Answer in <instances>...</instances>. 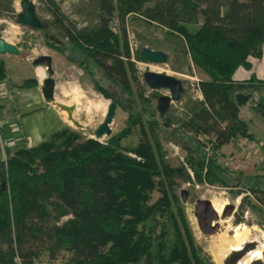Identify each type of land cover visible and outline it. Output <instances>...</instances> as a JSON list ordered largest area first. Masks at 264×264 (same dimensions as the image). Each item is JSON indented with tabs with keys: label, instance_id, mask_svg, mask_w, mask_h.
<instances>
[{
	"label": "trees",
	"instance_id": "obj_1",
	"mask_svg": "<svg viewBox=\"0 0 264 264\" xmlns=\"http://www.w3.org/2000/svg\"><path fill=\"white\" fill-rule=\"evenodd\" d=\"M11 1L0 0V9L11 12ZM92 2L96 22L75 28L48 0L57 38L49 27L35 30L46 47L65 55L92 78L97 92L127 112L125 126L105 141L65 127L36 145L6 153L0 161V264H36L42 255L55 259L64 253V264H215L196 242L176 188L178 179L228 186L233 171L217 161L216 153L238 137L253 138L239 117L235 95L253 96L264 80L254 72L241 81L233 74L239 67L251 70L249 58L262 56L264 0ZM115 17L118 33L110 26ZM129 23L162 30L175 58L188 54L206 75L198 82L202 99L182 100V116L172 121L167 135L185 150L178 167L169 162L159 121L150 112L149 118L143 116L160 94L145 93L146 84L129 60ZM135 32V57L143 61L140 48H158L162 41ZM97 73L126 98L116 99L94 79ZM5 78L0 59V83ZM37 85L36 78H26L20 87ZM152 109L158 110L157 103ZM172 110L170 105L165 113L171 117ZM135 128L138 142L122 147ZM201 136L208 137V150ZM250 190L264 205V188ZM154 191L158 196L152 201Z\"/></svg>",
	"mask_w": 264,
	"mask_h": 264
},
{
	"label": "rangeland",
	"instance_id": "obj_2",
	"mask_svg": "<svg viewBox=\"0 0 264 264\" xmlns=\"http://www.w3.org/2000/svg\"><path fill=\"white\" fill-rule=\"evenodd\" d=\"M32 1L36 6L37 16L47 24V27L53 30L52 32L55 38H57V32L53 29L51 23L52 16L49 13L48 0ZM54 1L66 15L68 23H71L75 28L94 24L96 22L95 15L97 10L92 0ZM9 5L12 10L11 12L0 9L2 10L0 12V23L3 24V26L0 27V34L6 41L15 44L19 52L17 54H0V59L5 62L7 76L0 83V161L5 159L7 152L21 146L36 145L48 139L51 133L65 127L80 132L82 137H94L93 131L102 121L107 110V105L111 100L104 98L97 92L93 88L92 78L76 64L67 60L65 55L46 47L43 43L44 39L38 30L34 29L31 33L29 27L17 23L16 15L21 10L20 0H12ZM191 27L196 28L195 25ZM135 31L145 34L153 41H162L159 45L169 56L166 64L155 63L151 68L144 67L143 65L141 67L145 68V70L159 71L179 78L183 82V86L186 90L179 101L172 103L173 110L170 115L171 117L166 113H161L156 109H152L155 103H157V99H152L151 108L147 106V110L143 113L145 118H149L148 112H150L159 121L161 142L163 147L167 150L169 162L173 167H178L183 164L185 150L177 143L169 140L167 135L170 130L174 129L172 121L174 122L177 118L182 116V100L187 96L197 98L198 94L201 95L200 91H197L198 88L196 85L200 79L206 78V75L195 65L188 54L186 56L179 55L178 59L175 58L174 52L170 49V45L163 40L162 30L146 29L129 23L128 40L137 47ZM23 39L26 41L24 42L26 46H23ZM60 39H62L61 42L64 44L65 39L62 37ZM64 51L67 56L73 55V53L67 49ZM42 54H50L52 57L51 67L53 70L52 77L55 82V88L54 99L51 102H47L44 99L40 82L34 87H20L21 82L25 78L36 77L37 81H42L37 74V67L34 68L32 66V60ZM254 63L258 65L260 59H256ZM174 66L182 67L184 70L175 71ZM94 79L101 82L109 92L113 93L116 99L126 98L124 94L123 97L121 96L122 93L117 86L104 80L98 73L95 74ZM140 79L143 81L141 77ZM138 88L139 86L134 83L133 89L138 90ZM5 89L10 90V93L13 94L12 100L6 98L7 95H2ZM158 91L160 95L170 93V90L167 88H161L158 89ZM145 93L148 94L146 91ZM200 97L202 98V95ZM259 100H262V106L260 107L256 106ZM22 101L26 105L24 108L19 106ZM59 103L75 106V109L71 113V118L66 110L59 107ZM238 107L239 113L243 111L247 117L250 116L251 118L252 124L250 129L253 132L251 136L264 143V121L261 114V109L264 110V85L258 91L254 92L253 96L251 95L245 104ZM35 108H37V110H34ZM50 108L60 120L52 116ZM166 117H169L170 122H164ZM126 118L127 112L122 107L118 106L112 123L110 124V136L117 133L125 126ZM75 122H79L82 126L76 125ZM110 136H104L99 140L105 141ZM201 139L207 142L208 137L201 136ZM138 140V128H135L132 130L131 134L121 141V146L124 148L133 146ZM229 144L228 146L225 144L226 147L224 150H221V148L220 151L216 153L220 160L217 161L233 171L228 175V186H222L218 183L196 184L178 179L179 185L176 188V192L180 196L181 189H186L188 191L187 200L183 203L189 225L196 242L211 255L214 262V241L220 236H223L225 239H230L238 227L247 226L250 230L247 239L244 244H242L245 245L246 243H250L251 249L246 252L245 250L243 251L241 260L249 256L251 257L249 258L250 264H252L253 261L264 264L263 256L262 259L255 260L257 257L250 255L252 250L264 245V205L256 202L255 196L250 190L252 186L255 188H264V148L257 153L252 151V155L249 156L250 159L246 160L244 155L248 153L241 152L235 142L231 141ZM173 146L177 148V152L174 150ZM231 158L232 161L230 160ZM157 196L158 192L154 191L152 193V201L155 200ZM243 198H245V202ZM196 199H209L214 203L213 206H223L219 211V229L212 235H204L197 227L196 218L194 217V202ZM228 207H232L231 210L228 213H224L223 211H226ZM241 209L243 213L239 216ZM237 219H239V222H237ZM230 249L232 248H229V250L224 248V250L230 251L228 256L233 254H230L232 252ZM66 257V253L59 255L55 259H50L47 255H42L37 260L36 264H64ZM226 260H228V258ZM216 263L218 262H215V264Z\"/></svg>",
	"mask_w": 264,
	"mask_h": 264
},
{
	"label": "water",
	"instance_id": "obj_3",
	"mask_svg": "<svg viewBox=\"0 0 264 264\" xmlns=\"http://www.w3.org/2000/svg\"><path fill=\"white\" fill-rule=\"evenodd\" d=\"M51 3L57 5L54 0H49ZM58 6V5H57ZM21 10L16 15L17 23L33 28V29H44L47 27V24L44 23L36 13V6L32 0H20ZM3 24L0 23V27ZM19 52L18 47L6 41L0 34V54H17ZM139 58L144 61H148L151 63H159L166 64L167 63V53L159 50L152 49L148 46H143L139 50ZM52 57L49 54H42L35 57L32 60V66L44 67L46 70V77L42 79L40 82L41 91L44 99L47 102H51L54 99V88L55 82L52 77L53 70L51 67ZM143 81L147 85L148 88L152 90H158L161 88H167L170 90L171 94L169 95H160L157 98V107L161 113H165L170 105L179 101L184 94V88L182 86V81L170 74L159 72V71H151L145 70L143 72ZM250 94L244 93H236L235 100L237 106H241L245 104L249 98ZM59 107L63 110H66L71 118V113L75 109L74 105H65L63 103L58 104ZM117 109V104L115 101H110L107 105L106 113L102 119V121L98 124V126L94 129L93 134L95 139H100L104 136H110L111 127L110 124L115 116V112ZM165 120L170 122L169 117H166ZM76 125L82 126L79 122H75ZM100 141V140H99ZM188 191L186 189H181L180 191V199L182 202L187 200ZM232 207H228L224 213H228ZM194 217L196 218L197 227L201 233L204 235H212L219 229V213L213 206V203L209 199H196L194 202ZM250 248V243L242 244L240 249L232 251V253L237 254L236 262H227L228 264H240L241 257L243 255V251H248ZM230 256V255H229ZM228 256V257H229ZM262 256L264 258V247L262 249ZM260 260V259H257ZM258 262V261H256ZM253 264V263H252Z\"/></svg>",
	"mask_w": 264,
	"mask_h": 264
},
{
	"label": "built area",
	"instance_id": "obj_4",
	"mask_svg": "<svg viewBox=\"0 0 264 264\" xmlns=\"http://www.w3.org/2000/svg\"><path fill=\"white\" fill-rule=\"evenodd\" d=\"M110 26H111V29L114 32H117V33L119 32V30H118V19L116 17L111 21ZM30 30H31L30 32L32 33L34 29H30ZM135 50H136V46H134L129 41V60L134 63V65H135V67L137 69L139 77L143 78V72L145 71V68H143L141 66L143 65L144 67L151 68V66L155 65V63H151V62L144 61V60L143 61L137 60L136 57H135ZM123 59L126 60L125 57H123ZM196 86L198 88V84ZM151 91H152V89L147 87V91L146 92L150 93ZM197 91H200L199 88L197 89ZM169 94H166V95H169ZM2 95H7L6 98H8L9 100L13 99V94L10 93V90H8V89H5V91L2 92ZM199 96L200 95L198 94V97ZM232 142L236 143L237 147L240 149L241 152L248 153L247 155H244L246 160L250 159L249 156L252 155V151L257 153V152L261 151L264 148V143L262 141L254 139V138H250V137H247V136L238 137L235 140H232ZM1 146H2V143H1ZM209 147H210V145L207 146V149ZM173 148L177 152V148L175 146H173ZM217 160L220 161L218 159V157H217ZM230 160L232 161V158ZM190 174H191V172H190Z\"/></svg>",
	"mask_w": 264,
	"mask_h": 264
},
{
	"label": "bare ground",
	"instance_id": "obj_5",
	"mask_svg": "<svg viewBox=\"0 0 264 264\" xmlns=\"http://www.w3.org/2000/svg\"><path fill=\"white\" fill-rule=\"evenodd\" d=\"M37 70H38V73L37 74H38L39 78L41 80L44 79L46 77V70H45V68L44 67H41V66H38L37 67ZM101 104H102V102H101ZM214 207H215V209L219 213L221 207H223V206L222 205H220V206H215L214 205ZM249 230H250L249 227H247V226H241V227H238L236 229V231L230 237V239H225L223 236H220L219 238H217L214 241L215 242V245L213 244V246H214L213 255H214L215 262H218L219 264L221 263L220 262L221 261V254L224 251H226V250H224V248H226L227 250L229 248H232V249H240V247L242 246V243L244 244L245 240L248 237ZM263 247H264V245L263 246H260L259 248L255 249V250H253L250 255L251 256L259 257L261 259V257H262L261 250H262ZM249 258H251V257L248 256V258L244 259L242 261V263L243 264H250V259Z\"/></svg>",
	"mask_w": 264,
	"mask_h": 264
},
{
	"label": "crops",
	"instance_id": "obj_6",
	"mask_svg": "<svg viewBox=\"0 0 264 264\" xmlns=\"http://www.w3.org/2000/svg\"><path fill=\"white\" fill-rule=\"evenodd\" d=\"M145 46H147V45H145ZM148 47H150V48H152V49H159V50H162L163 51V48H161V47H158V48H155V47H153V46H148ZM52 50V49H51ZM262 50H263V53H262V56H261V58H256V59H260V63L258 64V65H256L254 62H255V58H253V57H250L249 58V61L252 63V69L251 70H246V69H244V68H242V67H239V68H237L236 69V71L234 72V74H233V78L235 79V80H239V81H241V80H246V79H248L249 78V76H250V74H251V72H254L255 74H256V76H257V78H259V79H261V80H264V43H263V45H262ZM50 55V54H49ZM169 57V56H168ZM174 69H175V71H183L184 70V68H182V67H179V66H174ZM7 77V76H6ZM32 78H36V77H32ZM140 78V77H139ZM26 79V78H25ZM24 80V79H23ZM141 80V79H140ZM142 80H143V78H142ZM38 82H39V80H38ZM41 82V81H40ZM142 82H144V81H142ZM146 87H147V85H146ZM201 93V92H200ZM185 94V93H184ZM201 96V95H200ZM197 97L198 99H202L201 97ZM28 104H30V103H28ZM171 105H173V104H171ZM19 106L20 107H22V108H24L26 105L23 103V101L19 104ZM51 109V108H50ZM28 110H30V109H28ZM34 110H37V108H35ZM25 111H27V110H25ZM51 113H52V116H54V117H56V114L54 113V111L51 109ZM18 116V115H17ZM239 117L242 119V120H244L245 122H246V124H247V130H248V133H250V134H252L253 132L251 131V129H250V126H251V118H250V116H248L247 117V115L245 114V113H243V111H241L240 113H239ZM57 118V117H56ZM58 119V118H57ZM58 120H60V119H58ZM263 123V122H262ZM253 127V126H252ZM253 129L255 130V128L253 127ZM36 131H38V130H36ZM228 145H230L229 143L227 144V146ZM226 147V145H224L223 147H222V149L221 150H224V148ZM229 250V249H228ZM231 251H234V250H237V249H230ZM229 252L230 251H224L222 254H221V263L220 264H228L227 263V261H226V259L228 258V254H229ZM216 264H218V263H216Z\"/></svg>",
	"mask_w": 264,
	"mask_h": 264
},
{
	"label": "flooded vegetation",
	"instance_id": "obj_7",
	"mask_svg": "<svg viewBox=\"0 0 264 264\" xmlns=\"http://www.w3.org/2000/svg\"><path fill=\"white\" fill-rule=\"evenodd\" d=\"M33 29V28H32ZM168 55H167V60H168ZM182 86H183V82H182ZM183 88H184V93L186 92V90H185V87L183 86ZM170 94H171V92H170ZM235 251V250H234ZM253 251V250H252ZM236 258H237V254L236 253H233L230 257H228V260H226L227 262H232V263H235L236 261ZM257 259H260L259 257H257V258H255V260H257ZM261 259H262V257H261ZM254 260V259H253ZM242 261L243 260H241V262H240V264L242 263ZM243 264V263H242ZM253 264H259V263H257L256 261H253Z\"/></svg>",
	"mask_w": 264,
	"mask_h": 264
}]
</instances>
